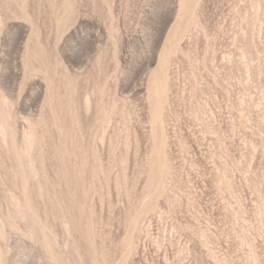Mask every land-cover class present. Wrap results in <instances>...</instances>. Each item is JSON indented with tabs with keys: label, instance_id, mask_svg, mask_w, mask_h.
<instances>
[{
	"label": "rangeland",
	"instance_id": "obj_1",
	"mask_svg": "<svg viewBox=\"0 0 264 264\" xmlns=\"http://www.w3.org/2000/svg\"><path fill=\"white\" fill-rule=\"evenodd\" d=\"M0 264H264V0H0Z\"/></svg>",
	"mask_w": 264,
	"mask_h": 264
}]
</instances>
